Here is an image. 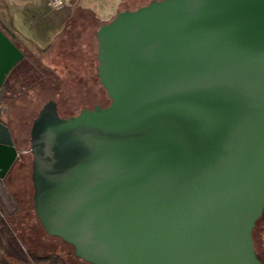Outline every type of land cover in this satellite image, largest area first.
I'll return each instance as SVG.
<instances>
[{"label":"water","instance_id":"1","mask_svg":"<svg viewBox=\"0 0 264 264\" xmlns=\"http://www.w3.org/2000/svg\"><path fill=\"white\" fill-rule=\"evenodd\" d=\"M110 98L30 128L32 207L90 264H262L264 0H151L96 30ZM23 51L0 28V91ZM0 115V177L19 150Z\"/></svg>","mask_w":264,"mask_h":264},{"label":"crops","instance_id":"2","mask_svg":"<svg viewBox=\"0 0 264 264\" xmlns=\"http://www.w3.org/2000/svg\"><path fill=\"white\" fill-rule=\"evenodd\" d=\"M122 1L70 0L63 7L53 8L49 0H0V23L6 29L9 38L24 53L23 72L27 70L28 61L32 56L43 62L54 58L66 60L73 56L84 61H89L93 56L96 60V30L120 10ZM72 29L79 31L75 33L76 35H69ZM81 29L86 31L89 29V31H81ZM77 35L84 37L83 46L84 40L79 42ZM95 69L96 65L94 69L90 68V73H95ZM26 153H22L18 163L26 164ZM14 165L3 177H0V189L3 187L10 191L13 187L8 185V182L12 181L15 184L14 171L19 170L20 173L24 171L19 167L18 170L13 169ZM27 198L26 195L20 198L10 195V198H6L2 197L0 192V264H39L31 259L30 254L37 257L44 256L29 253L27 247L15 236V233L24 234L28 227L27 222L31 220L19 211ZM33 221L36 223L34 227L43 230L35 213ZM44 234L47 233L44 231Z\"/></svg>","mask_w":264,"mask_h":264},{"label":"rangeland","instance_id":"3","mask_svg":"<svg viewBox=\"0 0 264 264\" xmlns=\"http://www.w3.org/2000/svg\"><path fill=\"white\" fill-rule=\"evenodd\" d=\"M78 31V29H72L69 31V35ZM81 31L86 30L81 29ZM88 31L89 29L86 32ZM77 38L79 42L84 40L82 36L77 35ZM83 44H85V40L82 46ZM31 58L28 61L27 70L22 72L19 77L21 86L11 94L13 107L9 111V123L12 126L15 138L22 135V133L25 138L23 141L17 138L18 148L25 149L30 146V122L45 100L48 98L53 99L57 103L59 114L64 116L69 112L78 110L81 91L98 90L99 87L94 73H90V68L94 69L96 65L93 56L89 58V61L77 59L76 56L66 60L54 58L47 62L36 60L33 56ZM31 157L30 151L26 153L27 165ZM18 165V162H15L13 169L17 168L15 170H18ZM25 172L26 170L21 173L19 170L18 172L14 171L15 184L12 181L8 182V185L13 187L10 188V191L5 190L3 187L0 189L2 197L10 198V195L19 198L25 195L28 197L26 203L23 202V205L20 206L19 211L23 216H27L28 220L29 218L31 220L27 222L28 227L24 234L15 233L16 238L27 247L29 253L37 255L60 254L67 263L90 264L76 257L73 253V247L68 243L52 235H45L42 229L34 227L36 223L33 221L34 211L31 207L32 183L28 169L27 174ZM253 247L258 253L262 264H264V215L253 232Z\"/></svg>","mask_w":264,"mask_h":264},{"label":"flooded vegetation","instance_id":"4","mask_svg":"<svg viewBox=\"0 0 264 264\" xmlns=\"http://www.w3.org/2000/svg\"><path fill=\"white\" fill-rule=\"evenodd\" d=\"M23 62H24V58L19 63L20 64V70L13 75V83H12V85H9V86L6 85V86H4L1 89V91H0V115L3 114L4 117H5V120L3 122L7 126V128L9 129V132L11 134V137L13 139V142H14V145H15L16 148L18 146L17 145V142H18L17 141V138L20 139L21 141H23L25 138L23 136V133L19 137L15 138V136L13 134V131H12V126L9 123L10 122V120H9V111L13 107V98L11 97V94H13L20 87V85H21L20 84V81H19V77L21 76V73L23 72L22 71V64H23ZM94 75H95V77L97 79V83L99 85L98 90H92V89H90L89 91L88 90L87 91H81L80 100H79L80 106H79L78 110L77 111H73V112H69V114H66V115H64L62 117H67V116L75 115V114H77L78 112H80L83 109H92L96 105H99L101 107H104V106H106L109 103L110 98L107 95V92L104 89V87L99 82V78L97 76V71H95ZM48 99H51V98H48ZM56 108H57V112L59 114L57 103H56ZM37 112H36V114H37ZM32 120H33V118H32ZM32 120L30 122V128H31ZM30 128H29V142H30ZM23 152H25V153L26 152H29V148L28 149H24V150H19L18 157H17V159H16L15 162H17V161L20 160V157H21V155H22Z\"/></svg>","mask_w":264,"mask_h":264},{"label":"trees","instance_id":"5","mask_svg":"<svg viewBox=\"0 0 264 264\" xmlns=\"http://www.w3.org/2000/svg\"><path fill=\"white\" fill-rule=\"evenodd\" d=\"M149 1H151V0H123L120 10L135 9L136 7L143 5V4H146ZM0 28L8 35L6 29L2 26L1 23H0ZM18 164H19L18 165L19 168H21L24 171L26 170V172H25L26 174H27V169H28V174H29V178H30L31 160L28 162V165H27V163L25 165H23L21 163H18ZM30 180H31V178H30ZM31 199H32V194H31ZM263 215H264V209H263L261 216L256 220V222L254 224V227L252 230V238H253V232L256 229L260 220L262 219ZM257 255H258V253H257ZM30 256H31V259L33 261H35L36 263H39V264L42 262H44L45 264H57L58 262H65L63 257L60 254H48V255H44V256H40V257H37V256L30 254ZM258 257H259V255H258ZM66 264H70V263H66Z\"/></svg>","mask_w":264,"mask_h":264},{"label":"built area","instance_id":"6","mask_svg":"<svg viewBox=\"0 0 264 264\" xmlns=\"http://www.w3.org/2000/svg\"><path fill=\"white\" fill-rule=\"evenodd\" d=\"M70 0H49V4L53 8H60L68 4Z\"/></svg>","mask_w":264,"mask_h":264}]
</instances>
